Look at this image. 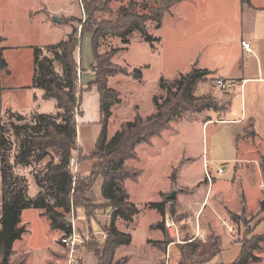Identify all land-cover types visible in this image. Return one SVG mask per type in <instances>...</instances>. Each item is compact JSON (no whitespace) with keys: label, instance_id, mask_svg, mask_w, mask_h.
Returning <instances> with one entry per match:
<instances>
[{"label":"rangeland","instance_id":"obj_1","mask_svg":"<svg viewBox=\"0 0 264 264\" xmlns=\"http://www.w3.org/2000/svg\"><path fill=\"white\" fill-rule=\"evenodd\" d=\"M128 2L112 0L110 10L100 14V18L116 20L117 8ZM220 3H226L227 9H215V4ZM171 11L164 15L159 27L153 21L146 23L149 34L158 40L150 43L140 31L134 30L129 36L127 48L119 50L113 57L114 64L130 72L141 69L144 75L143 80L122 73L111 77L109 86L119 92L121 101L112 108L109 135H114L123 123L133 120L136 114L146 117L155 110L154 96L164 95L159 85L162 76L173 79L193 67H208L212 74L239 75L243 70L242 77L250 80L228 93L216 87V75L210 76L199 84L196 95L213 93L217 101L223 102L217 103L218 111L186 113L181 120L173 122L170 129L163 131L160 137L153 138L151 145L144 143L136 148L138 159L128 160L126 167L139 169L141 174L136 180L127 179L125 188L130 200L141 212L134 222H128L129 227H126V223V226L121 225L131 232L133 240L131 244L119 248L115 260L127 256V264H164L165 255L162 257L161 250L147 244V238L155 235L150 224L161 214L149 209L151 207L146 203L155 200L160 191L169 190L172 183L178 187L175 189L172 186L177 194L190 195L185 198L193 195L196 198V193H201V196L207 194L200 225L205 227L206 219L211 218L215 222V232L200 235L202 238L194 240L192 244L187 241L189 236H181L182 241L171 247L170 264H178L181 260L184 264H231L240 255L243 242L264 234V210L260 208V200L264 197V173L262 182L260 170L246 166L247 163L251 165V161L256 158L252 150L255 145L261 144L259 149L264 154V18L258 11L244 9L242 12L241 5L233 0H182ZM51 15L60 16L61 23L54 22ZM69 18H87L82 0H0V51H3L6 61V68L0 66V125L13 140L7 156L5 150H0V167L5 156L12 164L15 163L21 137L14 136L13 125H33V113L39 108L41 99L36 102L34 96H39L43 89L32 86L37 67L36 48H40L42 56L53 57L50 45L66 39L72 31V25L79 26L77 20L65 24ZM249 32L255 37L252 53L242 51L240 43L242 34ZM118 47H123L119 37H104L100 39L98 52L104 53ZM76 58L82 65L79 84L82 91H86L90 83L87 82L88 73L92 77L95 75L91 67L94 63L91 35H84ZM92 60L91 65L86 66ZM53 67L64 84L61 62L54 60ZM41 108L52 112L55 109L54 102L50 99ZM9 111L20 113L25 119L13 117ZM78 112L77 116L81 115V119H84L82 121L89 117L87 95ZM241 116L253 119L258 133L255 143L251 140V143H247L242 136L238 138L239 132L241 135L250 133L251 120L243 122V131H239V126L230 121ZM222 117L225 120H219ZM206 118L215 122L204 123ZM99 130L100 126L94 124L91 129L79 128V137L86 150L93 144ZM21 135L23 138L24 134ZM50 152L40 162L33 155L30 166L15 165L14 173L27 178V193L32 197L39 193L35 174L41 175L51 157L57 159L55 153ZM78 153L73 154L76 161L74 170L77 169ZM220 169L223 171L219 173ZM75 176L84 177L78 171ZM100 180V177L96 180L93 194L87 193L91 203L88 209L74 207L67 216L73 222L77 234L72 264H83L84 253L89 251L92 241L100 244L105 241L102 232L110 222L112 210L101 197ZM43 190L49 201L53 202L52 188L45 184ZM3 191L0 170V227ZM177 199L168 203L167 209L181 231L180 217L184 216L181 219L186 218L184 224L188 223L189 226L190 215H177L174 206ZM41 211L44 210H24V223L30 229L29 234H23L24 241L29 244L32 239V254L28 258L25 252H17L11 256L9 264H20L22 261L24 264H54L57 259L68 264L71 248L61 242L60 235L54 241L55 234L49 231L46 217L40 215ZM177 239L176 235L172 240ZM200 243L206 244L208 250H201L197 254L192 252ZM49 247H52L49 260L45 262ZM255 255L260 256L261 260L251 261L250 264H264V243L255 251Z\"/></svg>","mask_w":264,"mask_h":264},{"label":"trees","instance_id":"obj_2","mask_svg":"<svg viewBox=\"0 0 264 264\" xmlns=\"http://www.w3.org/2000/svg\"><path fill=\"white\" fill-rule=\"evenodd\" d=\"M82 1L87 18L85 20L69 18L65 22L68 24L72 20H77L79 26L72 25V31L66 39L50 45L53 57L42 56L40 48H36L35 51L37 67L34 70L32 86L43 89L45 97L55 98L59 111L55 114L34 112L33 125L20 123L13 125L14 136L21 137L18 141L14 164L7 159L8 157L6 158L7 152L12 148L13 140L6 135L2 129L3 126L0 125V150L6 152V156L2 158L3 165L0 167L4 190L0 227V264H9L15 241L20 239L26 231L25 226L21 225L23 210L43 209L42 214L49 219L51 228L60 229L62 236L69 235L72 233V227L66 216L74 207L88 209L91 203L87 193L93 194V186L99 177L101 196L111 208L112 213L110 222L104 226V231L107 233L104 243L92 241L88 249L96 255L98 264H127L129 260L127 256L115 260V253L120 246L129 245L132 237L130 233L118 229L116 220L121 218L130 222L139 212L136 205L130 201V195L123 186V182L127 179L136 180L141 171L128 169L126 162L137 158L136 148L140 144L151 143L154 137L170 129L172 123L181 120L186 113L218 111L217 103L222 102L217 101L213 93L196 95L199 84L212 76V72L207 68L193 67L189 72L173 79L162 76L159 85L164 95L154 96L155 110L146 117L136 114L133 120L123 123L120 129L109 137L111 108L121 99L119 92L108 85V77L122 73L141 80L143 76L141 69L129 72L124 67L114 64L113 56L119 50L127 48L130 43L129 36L134 30L140 31L143 38L150 43L158 40L149 34L146 23L153 21L159 27L164 15L170 13L171 8L181 0H142L140 2L129 0L128 3L117 8V18L114 21L100 18V14H106L110 10L112 0ZM86 34L92 36L94 63L91 67L95 73V80L87 85V90L93 86L97 88L101 113V132L93 151L88 154L78 147L76 119L79 107L82 105L83 93L79 84L81 69L76 52ZM104 37H119L123 47L99 53L100 39ZM56 59L63 67L64 84L63 79L55 73L53 67ZM0 66L6 68L3 51H0ZM227 105L228 103L225 104V110L228 109ZM8 113L20 120L25 119V116L20 113L13 111ZM59 119L61 121H58ZM250 128H252L250 137H253L255 134L253 124ZM21 134H24L23 138ZM50 151L55 153L57 159L51 157L41 175L35 174L34 179L39 186V193L36 197H30L27 193L26 177L15 174L14 167L15 165H32L33 155L36 161L40 162L50 155ZM75 152H79V161L92 159L96 160V163L88 176L76 177L74 180L70 159ZM262 170L264 173V158ZM172 178L174 180V173ZM45 184L52 188L53 202L49 201L44 193ZM175 200L165 198L162 202L150 203V207L156 208L163 216V220L155 225L156 228L163 231L166 229L164 223L166 206ZM260 208L264 210V197L260 200ZM263 243L264 234L256 235L243 242L240 255L231 264H250L251 261H260L261 257L255 255V251L260 249ZM20 264H24V261Z\"/></svg>","mask_w":264,"mask_h":264},{"label":"crops","instance_id":"obj_3","mask_svg":"<svg viewBox=\"0 0 264 264\" xmlns=\"http://www.w3.org/2000/svg\"><path fill=\"white\" fill-rule=\"evenodd\" d=\"M136 1L140 2L142 0H136ZM233 1H235L237 5L238 4L241 5L242 12L244 11V9H247L249 12L258 11V12H261L262 17L264 18V3H263V0H262L261 3H259L258 0H244V1H242V0H233ZM216 8H217V10L218 9L222 10V9L226 8V3H225V5H224V3L215 4V9ZM243 39L250 40L252 42L253 39H255V37H254V34L252 32H249L247 34H244V33L242 34V36L240 38V43H241V41ZM241 48H242V45H241ZM153 49H155V48H153ZM242 51H244L243 48H242ZM93 59H94V57H93ZM92 62H93V60L90 63L86 64V66L91 65ZM198 68H207L208 69V67H198ZM80 69L82 70V65H80ZM242 72H243V70H242ZM242 72H240L239 75H229V74H227V75L226 74L225 75L224 74H212V75H213V77H215V75H216L217 77H223L225 79L234 80L235 81V85H233L227 91L228 93H230L231 91H235L234 89H236L238 86H239V88H241L244 85V83H246V82H248V80H250V78H244V77H242ZM142 75H144L143 74V71H142ZM111 77L112 76H109L108 77V85H109V81H110ZM87 79H88L87 82H92V81L95 80V75H94V77H92L91 74L88 73ZM141 80H143V76H142V79ZM86 95H87L88 104H90V115H89V117H87V119L85 121H82L84 119H81V117H82L81 115L77 116L76 119H77V144H78V147H80L84 151L85 154H88L91 151H93V149L95 147V144H96V141H97V138H98V136H99V134L101 132V113H100L99 92H98L97 88L93 86L89 90L83 91V93H82V101H83V99H84V97ZM34 99H35L36 102H38L39 99H41V101L39 103V106H38L39 108H38V110L36 112H39V113H53V114H55L56 112L59 111V108L57 107V100L55 98H52V97H45L44 96V90L40 93L39 96L37 94H35ZM50 99H52V102H54V106H55V109L52 112L51 111H48V110H43L41 108L44 105V103L46 101H50ZM113 107L114 106H112V108ZM112 108H111V110H112ZM112 114H113V111H112ZM82 115H84V112L83 111H82ZM83 118H84V116H83ZM246 119L251 120L250 125L253 124V130H254L255 134H254L253 137H250V133L247 134V135H246V133H242L243 135H241V132H239L238 138H242L243 137V139L246 140L247 143H249V142L251 143V141H254V139L258 135V133L256 132V129L254 127L253 119L252 118H247V116L246 117L241 116V117H238V118L230 119V121L233 122L234 124H237V126H239V129H238L239 131H243V129H244V123L243 122L246 121ZM219 120H225V118L222 117ZM209 121L210 122H215V120H211L209 118L208 119L206 118L204 120V123H207ZM93 124L94 125H97V126H100V130L98 131V134L95 135V138L93 139V144L90 147H88V149L86 150L83 147V144H82L83 140H82V138L79 137L78 131H79V128L82 130L83 127H85V129L86 128H90L91 129V127L93 126ZM108 130H109V128H108ZM251 131H252V128H250V132ZM108 135H109V131H108ZM112 136L113 135H109V137H112ZM160 136H158V137H160ZM244 136H246V137H244ZM254 143H255V141H254ZM146 144H148V143H146ZM151 144H152V141L148 145H151ZM140 145H142V144H140ZM140 145L138 147H140ZM259 146L261 147V144ZM259 146L255 145V149L251 147L252 150H253V153L256 155L255 156L256 158H255L254 161H251L252 162L251 165L249 163H247L246 166L248 168L252 167V168H255L256 170L257 169L260 170L259 171L260 172L259 174H261V178H262L261 181L263 182V177H262L263 176L262 159L264 158V154L259 149L260 148ZM95 163H96V160H92V159L83 160V161H79L78 160L77 161L78 173L81 174L84 177L85 176H88L90 174V171H91V169H92V167H93V165ZM14 169H15V167H14ZM178 178H180V175L178 176ZM178 178L176 179V182H177ZM27 184H28V181H27ZM173 185L171 183V186H170L169 190L160 191V195L155 200L147 202L146 205H149L150 206V203L162 202L165 198H167V196L169 195V193H171V190H172V186ZM99 186H100V191H101V181H100ZM123 186L125 187V182H123ZM174 186H175V189H178V187L176 185H174ZM180 187H182V186H180ZM196 194H197V197L196 198L193 197L194 195L191 196V197H189V198H185V196H190V195L177 194V197L176 198H178L177 199L178 201L174 205L175 208L177 209V215L178 216H181L183 214H186V215L189 214L190 215L189 216L190 217V219H189L190 220L189 226H187L188 223L187 224H184V222L186 221V218L185 219H181L184 216L183 217H180V220L179 221L181 222L180 224H182V225H181V231H179L178 241H175V240L173 241L172 240L174 237L172 238L170 232L167 229H165L163 231L162 229L155 227V225L159 221L163 220V216L162 215H159V217L150 224V228L152 229L153 233H155V235L153 234V235H151V237L147 238V244H149L151 246V248L154 247V248L160 249L161 250L162 257H163V254L165 255L167 249L168 250H171V247L176 242H181L182 241V238H184V237L189 236V238L187 239V241L188 242H192L193 240L200 239V237L202 236V234L205 235V234H209V233L211 234V233L215 232V222H213V219H211V218H207L206 219L205 227L200 225V218L203 216V212H204V210L202 211V208H203L204 204L207 201V194H205L204 196H201L200 195L201 193L200 194L199 193H196ZM30 197H32V196H30ZM33 197H35V196H33ZM261 200H262V198H261ZM195 206H196V208H194ZM149 209H153V210L157 211V214H160L159 211L156 210V208H152L151 207ZM139 210L140 211L134 216L133 220L130 221V222H134V219L141 212V209H139ZM214 210H215V205H214ZM183 212H186V213H183ZM42 213H43V211H41L40 215ZM214 213H215V211H214ZM23 215H24V210L22 211V214H21V225H24L25 226V225H27V223H24V218H23L24 216ZM167 215H169V211H168L167 206H166V214H165V217ZM45 221H46V225H47L49 231H52L55 234L54 241L56 240V238L59 235H60V238H61L62 231L60 229H52L51 226H50V221H49V219L47 217H46V220ZM128 222L129 221H124L121 218H118L116 220V226L118 227L119 230L131 234V232H129L128 230H126L125 227H122L121 226V225H125V223H126L127 226L126 225L125 226L126 227H129L128 226L129 225ZM25 228H26V231H25L26 234H29L30 229L27 228L26 226H25ZM181 236H182V238H181ZM131 237H132V234H131ZM132 240H133V237H132ZM132 240H131V243H132ZM29 242L30 243L28 244L27 242L24 241V235L20 239H18L17 241H15V243L13 245V254H12V256L15 255L17 252H25L28 255V258H29L31 256L32 250H33L32 239H30ZM205 245L206 244H204V243H200L199 246H197V248H196V250H195L194 253H196V252L198 253L201 250H206L207 247H205ZM51 248L52 247H49L48 248V252L46 254L45 262H47L49 260V252H50ZM119 248L116 250L115 257L117 256V252H118ZM28 258H27V260H28ZM83 258H84L83 259V264H86V260L85 259L88 260L89 264H98V258L91 251H88V252L84 253V257ZM25 264H28V263L26 262ZM54 264H65V263L61 259H57Z\"/></svg>","mask_w":264,"mask_h":264},{"label":"built area","instance_id":"obj_4","mask_svg":"<svg viewBox=\"0 0 264 264\" xmlns=\"http://www.w3.org/2000/svg\"><path fill=\"white\" fill-rule=\"evenodd\" d=\"M241 45H242V48L244 49V51L246 53H252L254 51L253 44H252V42L250 40L243 39L241 41ZM214 82L216 83V87L221 92H227L233 85H235V81L234 80L225 79L223 77H216ZM74 167H76V161H75V158L72 156L71 159H70V168H71V171H72V173L74 175V180H75L76 179L75 174H76V172L78 170L77 169L74 170ZM222 171H223V169H220L218 172L220 173ZM208 180H210V177H208ZM72 212H73V208H72ZM67 216H66V219L68 220V222L70 223V225L72 227V233L69 234V235L62 236L61 242L64 245H66V246L71 248V255H70L71 257H70V260H69L68 264H72V262H73V251H74V246H75V243H76V240H77V234H76V232L74 230L73 222L71 220H69ZM164 223H165V228L170 232L171 236L175 237L177 235V237H178V235H179V225L175 222V220L172 217H170L169 215H167L164 218ZM102 235H103V237L105 239L107 238L106 231L102 232ZM170 259H171L170 250L167 249V251L165 253L164 264H170Z\"/></svg>","mask_w":264,"mask_h":264},{"label":"water","instance_id":"obj_5","mask_svg":"<svg viewBox=\"0 0 264 264\" xmlns=\"http://www.w3.org/2000/svg\"><path fill=\"white\" fill-rule=\"evenodd\" d=\"M51 18L56 23H61L62 21V18L57 15H51ZM176 197H177V192L175 189H173L172 192L167 196L169 200H175ZM178 264H184V261L181 260Z\"/></svg>","mask_w":264,"mask_h":264}]
</instances>
